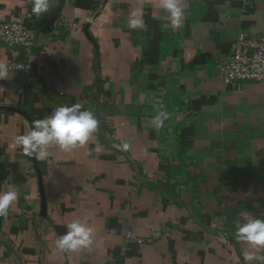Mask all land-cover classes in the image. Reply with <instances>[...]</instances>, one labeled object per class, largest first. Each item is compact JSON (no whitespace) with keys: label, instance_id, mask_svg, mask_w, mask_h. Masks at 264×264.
<instances>
[{"label":"crops","instance_id":"1","mask_svg":"<svg viewBox=\"0 0 264 264\" xmlns=\"http://www.w3.org/2000/svg\"><path fill=\"white\" fill-rule=\"evenodd\" d=\"M179 3L178 28L161 0H50L30 16L46 88L9 70L0 79V190L20 192L0 217V264H246L247 253L264 264V247L235 235L236 221L264 219V80L224 84L216 70L240 32L264 34V0ZM136 9L144 29L128 27ZM19 10L31 13L30 0H0V21ZM61 14L74 25L56 36ZM147 14L163 33L154 62ZM13 53L0 43V64ZM72 104L111 132L99 125L84 147L50 146L45 160L9 148L33 110ZM76 219L93 228L91 247L54 251Z\"/></svg>","mask_w":264,"mask_h":264},{"label":"clouds","instance_id":"2","mask_svg":"<svg viewBox=\"0 0 264 264\" xmlns=\"http://www.w3.org/2000/svg\"><path fill=\"white\" fill-rule=\"evenodd\" d=\"M31 15L36 19L48 13L53 7L50 0H30ZM161 7L165 10V20L169 21L173 28L181 25L185 10L180 6L179 0H161ZM142 9L133 10L130 13L128 27L131 29H144ZM8 69L0 64V79L7 76ZM169 118L166 111L161 110L153 119L152 124L159 129L164 121ZM99 128V120L90 109H83L80 104L71 106L61 105L42 119L31 123L25 134L15 136L9 148H20L28 156H35L38 160L49 157V147L56 146L62 151L68 152L76 148L84 147ZM123 147L127 149L128 145ZM91 150L86 153L90 155ZM19 189L15 186L6 190H0V217H7L10 207L18 202ZM235 235L238 240L249 244L254 248L264 247V219L249 217L244 222H235ZM93 244V228L79 219L66 224V232L59 235L54 241V251L61 253L77 252L90 248ZM247 262L259 259L252 253L244 256Z\"/></svg>","mask_w":264,"mask_h":264},{"label":"built area","instance_id":"3","mask_svg":"<svg viewBox=\"0 0 264 264\" xmlns=\"http://www.w3.org/2000/svg\"><path fill=\"white\" fill-rule=\"evenodd\" d=\"M30 16L29 11L19 10L0 21V43L14 50L6 59L7 69L21 74L25 83L41 91L46 83L32 71L35 32L28 22ZM73 25L71 19L61 14L50 23V32L57 36L62 28ZM216 70L224 84L264 80V34L240 32L230 51L217 63Z\"/></svg>","mask_w":264,"mask_h":264},{"label":"trees","instance_id":"4","mask_svg":"<svg viewBox=\"0 0 264 264\" xmlns=\"http://www.w3.org/2000/svg\"><path fill=\"white\" fill-rule=\"evenodd\" d=\"M146 21H147V25L151 26L154 29V33L153 36L151 38V40L149 41V45H148V59L151 62H154L156 60L157 54H158V43L161 40L163 33L160 30V27L158 25L157 22L151 20L149 18V15H146ZM152 54H155L154 57L152 56ZM84 108H82L83 110ZM53 111V109H49V110H33L31 112V117L33 119V121L37 120V119H42L45 117V114H50ZM106 121L105 120H99V125L100 126H104L103 128H105L108 132H111V129H109V127H107L106 125ZM138 245V244H137ZM129 248V246H128ZM128 255L131 254H137V249L134 250H128L127 251Z\"/></svg>","mask_w":264,"mask_h":264}]
</instances>
